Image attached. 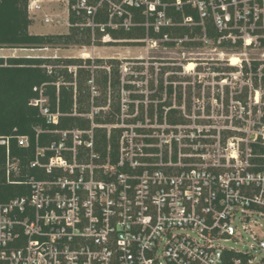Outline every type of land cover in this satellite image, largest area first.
Listing matches in <instances>:
<instances>
[{
	"label": "built area",
	"instance_id": "built-area-1",
	"mask_svg": "<svg viewBox=\"0 0 264 264\" xmlns=\"http://www.w3.org/2000/svg\"><path fill=\"white\" fill-rule=\"evenodd\" d=\"M44 1L29 0V15ZM65 2L67 23L89 31L92 49L99 41H148L154 48L163 41L264 55V0ZM56 20L60 13L43 22ZM137 27L145 31L140 38L110 33ZM180 27L188 30L177 33ZM189 62L184 73L200 64L188 70ZM99 67L111 70L87 67L90 108L74 113L88 126L48 129L56 138L44 144L39 129L35 147L29 135H0V184L23 192L3 198L9 192L0 187V264H264V125L253 128L245 108L235 115L233 108L207 112L193 100L187 106L178 76H126L122 65L115 111L112 92L98 104ZM77 69L69 66L75 76ZM31 104L49 124L59 123L44 88ZM12 139L33 158L14 154Z\"/></svg>",
	"mask_w": 264,
	"mask_h": 264
},
{
	"label": "trees",
	"instance_id": "trees-1",
	"mask_svg": "<svg viewBox=\"0 0 264 264\" xmlns=\"http://www.w3.org/2000/svg\"><path fill=\"white\" fill-rule=\"evenodd\" d=\"M29 0H0V48H35L47 45L83 44L92 45L91 35L88 30H81L72 26L68 34H39L32 33L30 26L33 18L28 13ZM177 15V14H176ZM139 18V15H137ZM70 22L75 23L76 18L70 15ZM187 28H178V32L183 34ZM200 32V28H196ZM110 33L115 38H140L145 34L141 27L126 31L124 29H110ZM152 36H158L151 32ZM211 36L215 33L210 31ZM96 45H103L99 41ZM104 66L107 68H96V82L103 89V94L107 93L109 87L111 91L117 92L111 104L112 109L119 110V91L121 85L120 66L118 59L96 60L81 57H30V56H0V135H29L32 146L35 147L37 133L40 129L39 141L41 144L56 138L48 129H70L75 127H86L90 121L82 116L75 115L87 112L90 108V90L88 80L92 70L87 68L91 65ZM48 65L53 68L50 71ZM258 65L254 63L252 71L256 73L255 84L258 86ZM69 66H78L77 75L70 72ZM249 70L246 69V73ZM60 82L58 86L57 83ZM50 98V105L53 111L59 110L61 116L58 124H49L41 114L39 107L31 104V101L40 96L41 90ZM161 89H163L161 85ZM172 91V88H171ZM243 99V96H240ZM107 103V96L99 97L98 104ZM114 115V113H113ZM107 121L113 120L108 116ZM14 154L22 157L23 162L33 158L31 151L19 149L16 139H12ZM3 150L0 147V158H3ZM35 170V169H34ZM3 179L1 178L0 181ZM1 189L7 191L3 198L11 194H22L19 185L0 184Z\"/></svg>",
	"mask_w": 264,
	"mask_h": 264
},
{
	"label": "rangeland",
	"instance_id": "rangeland-1",
	"mask_svg": "<svg viewBox=\"0 0 264 264\" xmlns=\"http://www.w3.org/2000/svg\"><path fill=\"white\" fill-rule=\"evenodd\" d=\"M67 9L65 0H45L42 3V10L31 13V17L34 20L30 26V31L39 34L70 33L71 26L66 20ZM59 13L63 18L60 22L57 20L54 23L43 22L46 14L55 16ZM111 43L113 44L103 43V45H99L100 48H96V52L92 50L93 47L83 44H70L67 47L63 45H47L35 48L4 47L0 48V56H62L82 58L83 56L81 54L88 52L91 55L90 57H93L95 60L97 58H104L105 60L118 59L121 61L122 69L124 70V67L127 68L126 76H136L137 78L144 79L148 77L150 80L156 76L162 78L178 76L177 80L181 83L177 82L175 86H178V92L182 93V91L184 92L186 90L185 97L187 106L190 102L192 106L194 101L196 108H205L207 112L211 109H224L227 111L233 108L235 115H239L240 111H243L245 108L248 112H251L252 118L250 124L253 125V128L261 130L260 128L264 125L263 50H254L252 48L245 50L243 47L226 49L224 47L222 49L224 52L220 53L222 51L220 48L214 49L196 46L192 49H184L181 46L166 47L163 41H160L161 45L155 48L148 41H117ZM45 47L47 49H43ZM56 47L61 48L59 54L55 53L52 49ZM238 55L243 60L242 66L231 65L227 59ZM188 61H194L200 64L194 72L184 73L185 69L183 64ZM153 62H157V64H153ZM254 63L258 64L256 65L258 66V86L255 84L256 73L252 71ZM156 67H162L158 75H156ZM246 69L249 70L248 73H246ZM180 86L182 89H180ZM99 88L101 97L106 95L108 98L112 92L111 99L113 98L114 101L117 92L108 90L107 93L103 94V89L101 87ZM258 94L260 96L257 101L256 97ZM240 96H243V99ZM221 120L225 124V117Z\"/></svg>",
	"mask_w": 264,
	"mask_h": 264
},
{
	"label": "bare ground",
	"instance_id": "bare-ground-1",
	"mask_svg": "<svg viewBox=\"0 0 264 264\" xmlns=\"http://www.w3.org/2000/svg\"><path fill=\"white\" fill-rule=\"evenodd\" d=\"M20 50V49H19ZM2 51V50H1ZM21 51V50H20ZM23 51V50H22ZM14 53V52H13ZM82 56V55H81ZM84 56H86V57H89L90 56V53H88V52H86L85 54H84ZM231 61H232V65H237L238 63H239V61H240V58H239V56H233V57H231ZM196 67V63L194 62V61H190L188 64H187V69L188 70H192V69H194ZM259 94H258V96H257V101L259 100Z\"/></svg>",
	"mask_w": 264,
	"mask_h": 264
},
{
	"label": "crops",
	"instance_id": "crops-1",
	"mask_svg": "<svg viewBox=\"0 0 264 264\" xmlns=\"http://www.w3.org/2000/svg\"><path fill=\"white\" fill-rule=\"evenodd\" d=\"M61 34H66V33H61ZM96 48H100V46H99V47H95V48L92 49V50H94V52H96ZM43 49H47V47H45V48H43ZM52 49L55 51V53L59 54V50H60L61 48L56 47V48H52Z\"/></svg>",
	"mask_w": 264,
	"mask_h": 264
}]
</instances>
